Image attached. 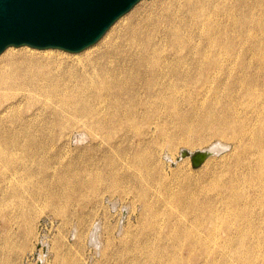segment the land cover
I'll use <instances>...</instances> for the list:
<instances>
[{
	"label": "bare ground",
	"instance_id": "1",
	"mask_svg": "<svg viewBox=\"0 0 264 264\" xmlns=\"http://www.w3.org/2000/svg\"><path fill=\"white\" fill-rule=\"evenodd\" d=\"M256 8L264 15V7L257 4V0H160L117 24L119 17L111 25L113 28H109L115 32L110 34L108 29L102 42L73 62L22 50L5 52L0 56V156L4 151L32 153L54 147L60 130L69 128L68 131L106 138L120 134L119 143L110 147L120 154L135 150L134 163L147 166L149 156L145 152L151 151L152 141H140L144 134L168 137L172 134L168 133L170 126L172 129L178 125L180 130H186L194 119H203L219 139L222 137L232 144V155L229 162L218 166L219 169L209 163L201 183L189 176L180 182L184 191L178 192L175 198L177 207L184 217L189 216V209L198 213L195 229L179 222L180 232L172 239L177 241L179 235L183 236L184 243H177L182 244L178 249L193 255L195 247L205 245L206 234L203 237L200 231L207 222L205 219L219 217L218 228L228 234L232 229L239 232L226 240L240 244L253 242L245 241L246 232L260 231L264 226V95L201 96L205 84L213 80L221 68L222 47H232V40L223 38L224 26L217 18H237ZM247 50L243 51V56ZM260 70L264 72V66ZM254 78L258 80V74L246 75L241 81L248 85ZM260 81L264 84V76L261 75ZM133 137H138L137 142L131 140ZM223 148L225 145L218 142L202 151H207L209 156ZM108 161L110 167L116 164L114 158L109 157ZM244 171H255L260 179L256 201L263 221L253 218L250 198L240 205L238 186L246 179ZM70 172L73 175L75 170L70 169ZM95 174L113 182L116 177L110 169ZM75 179L65 188L66 196L84 183ZM49 186L56 189L55 183ZM162 194L168 195L167 190H162ZM2 198L4 203L9 198L8 193ZM229 210L232 215L228 214ZM224 213L228 216L220 217ZM209 236L211 240L215 237L213 233ZM151 237L139 233L134 240L145 244ZM154 237L158 242L163 241L161 236ZM253 238L256 244L262 242ZM153 264L163 263L156 260Z\"/></svg>",
	"mask_w": 264,
	"mask_h": 264
},
{
	"label": "rangeland",
	"instance_id": "2",
	"mask_svg": "<svg viewBox=\"0 0 264 264\" xmlns=\"http://www.w3.org/2000/svg\"><path fill=\"white\" fill-rule=\"evenodd\" d=\"M159 1L141 0L115 23L119 24L120 20ZM257 4L264 7V0H257ZM217 19L224 26L223 38L231 39L232 47H222L221 68L213 80L205 84L201 97H249L253 93L252 97H263L264 84L260 81L261 75L264 76L260 70L264 66L262 11L256 8L248 15ZM109 30L111 34L115 29ZM105 36L77 53L20 46L6 48L0 56L8 51L22 50L73 62L83 52L102 42ZM224 49L228 50L227 53ZM245 49L248 50L243 56ZM249 74H258V80L254 78V81L245 85L241 79ZM205 124L203 119H194L186 130H180L178 125L172 129L170 126L168 133L172 134L168 137L144 134L140 141H152L151 151L145 152L149 156L145 163L147 166L134 163L135 150L120 154L110 147L113 143H119L120 134L106 138L105 135H84L77 130L69 132V128L60 130L54 147L32 153L13 151V155V152L4 151L0 156V264H153L156 260L163 264H191L193 261L192 264H264V226L259 228L260 231H247L245 241L253 242L240 244L226 240L229 235L231 237L239 233L237 230L232 229L228 234L218 228L221 218H206L207 222L200 230L203 237L206 234L205 245L195 247L193 255L178 249L182 245L178 244L184 243L183 236L179 235L177 241L172 239L180 232L179 222L195 229L198 213L189 209V216L184 217L177 207L175 198L178 192L184 191L180 182L189 176L201 183L209 163L219 169L218 166L229 162L232 155V144L222 137L220 140L214 130ZM137 138L131 140L137 142ZM217 141L226 148L209 155L198 167H192L189 155H181L182 151H202ZM120 143L125 145V142ZM46 157L47 162H44ZM109 157L116 162L112 167L109 165ZM70 169L75 170L73 175ZM109 169L116 176L114 182L104 176H94L97 172L103 174ZM243 173H247V176L238 186L240 205L246 204L250 198L253 218L263 221L256 201L261 186L258 174L255 171ZM74 179L84 183L66 196L65 188ZM52 183L56 184V189L50 188ZM164 189L168 195L162 194ZM6 193L9 198L4 204L2 197ZM229 211L227 213L232 215ZM227 213L220 217H227ZM205 225H208L209 231ZM139 233L149 234L153 238L140 244L134 240ZM211 233L215 236L213 240L209 236ZM154 235L161 236L163 241L158 242ZM253 236L262 242L256 244Z\"/></svg>",
	"mask_w": 264,
	"mask_h": 264
},
{
	"label": "water",
	"instance_id": "3",
	"mask_svg": "<svg viewBox=\"0 0 264 264\" xmlns=\"http://www.w3.org/2000/svg\"><path fill=\"white\" fill-rule=\"evenodd\" d=\"M141 0H0V53L8 47L77 53L97 42ZM193 168L207 151L188 153Z\"/></svg>",
	"mask_w": 264,
	"mask_h": 264
}]
</instances>
